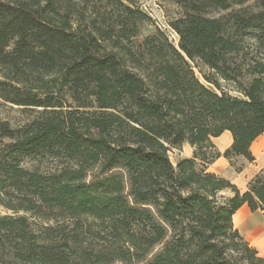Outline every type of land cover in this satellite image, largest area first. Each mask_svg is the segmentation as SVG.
Masks as SVG:
<instances>
[{
    "label": "trees",
    "instance_id": "obj_1",
    "mask_svg": "<svg viewBox=\"0 0 264 264\" xmlns=\"http://www.w3.org/2000/svg\"><path fill=\"white\" fill-rule=\"evenodd\" d=\"M182 1L176 47L137 40L133 0H0V102L35 111L0 121V202L33 219L0 215V264H264L232 221L264 209V167L244 191L207 170L252 162L264 132V0L220 17L248 0ZM36 157L59 164L22 165Z\"/></svg>",
    "mask_w": 264,
    "mask_h": 264
},
{
    "label": "rangeland",
    "instance_id": "obj_2",
    "mask_svg": "<svg viewBox=\"0 0 264 264\" xmlns=\"http://www.w3.org/2000/svg\"><path fill=\"white\" fill-rule=\"evenodd\" d=\"M78 0H62L67 6L73 5L74 8H78L76 2ZM135 6L144 12L148 18L150 19L148 22L141 24L139 30V36L137 40H140L146 35H150L155 28H159L164 32V34L168 37V39L176 46L178 42L177 34L171 29L169 26V22L179 18L183 11V1L182 0H133ZM97 5L96 7L98 8ZM246 9L248 12H256L258 11L257 0H248L242 5H233L229 10H210L208 11V16L212 17H220L227 14L233 10ZM252 42V40H251ZM261 51L260 49L258 50ZM205 72H208L206 68H203ZM196 75L201 79L197 70H195ZM202 80V79H201ZM221 85H223L226 89L230 91L231 94H236L231 91L230 87L221 81ZM35 115V111H31L28 109H22V107H18L15 105H10L7 103L0 102V121H6L12 127L21 126L25 124L27 121L32 119ZM7 142L6 138H0V152L2 151V145ZM189 152V149L186 145L181 146L179 149H170L168 152V156L173 165H176L181 158H184L186 154ZM233 168H238L242 166L240 160H234ZM58 160L52 159L50 157H36V158H24L22 160V165L27 168H38L41 171H49L53 170L55 166H57ZM10 204V205H9ZM15 199H2L0 202V215H15V216H25L30 220H33L30 213H27L23 210H19L18 212H14L8 206L16 205ZM35 225H37L38 220L34 221ZM33 227V226H32ZM157 248L153 250V253Z\"/></svg>",
    "mask_w": 264,
    "mask_h": 264
},
{
    "label": "crops",
    "instance_id": "obj_3",
    "mask_svg": "<svg viewBox=\"0 0 264 264\" xmlns=\"http://www.w3.org/2000/svg\"><path fill=\"white\" fill-rule=\"evenodd\" d=\"M212 142L217 150L222 153L231 144L232 137L229 131H224L220 136L212 138ZM184 145L188 147L189 152L181 159H187L192 156V148L188 144H183L182 146ZM250 149L254 156L252 162H248L242 157L235 159L240 160L243 164L240 172H236L228 160L222 156L209 164L207 170L228 179L240 191H244L248 180L259 169L264 167V132L252 142ZM236 214H239V222L237 224L233 222L234 227L264 258V209L251 212L246 205H242L233 216Z\"/></svg>",
    "mask_w": 264,
    "mask_h": 264
},
{
    "label": "bare ground",
    "instance_id": "obj_4",
    "mask_svg": "<svg viewBox=\"0 0 264 264\" xmlns=\"http://www.w3.org/2000/svg\"><path fill=\"white\" fill-rule=\"evenodd\" d=\"M232 220L235 224L239 222V214H236L235 216L232 217Z\"/></svg>",
    "mask_w": 264,
    "mask_h": 264
},
{
    "label": "water",
    "instance_id": "obj_5",
    "mask_svg": "<svg viewBox=\"0 0 264 264\" xmlns=\"http://www.w3.org/2000/svg\"><path fill=\"white\" fill-rule=\"evenodd\" d=\"M176 47H177V45H176Z\"/></svg>",
    "mask_w": 264,
    "mask_h": 264
}]
</instances>
